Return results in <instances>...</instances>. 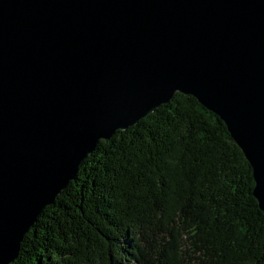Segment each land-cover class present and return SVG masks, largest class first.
<instances>
[{"label":"water","instance_id":"water-1","mask_svg":"<svg viewBox=\"0 0 264 264\" xmlns=\"http://www.w3.org/2000/svg\"><path fill=\"white\" fill-rule=\"evenodd\" d=\"M192 96L264 213V0H0V264L101 140Z\"/></svg>","mask_w":264,"mask_h":264},{"label":"trees","instance_id":"trees-1","mask_svg":"<svg viewBox=\"0 0 264 264\" xmlns=\"http://www.w3.org/2000/svg\"><path fill=\"white\" fill-rule=\"evenodd\" d=\"M252 169L189 95L98 142L12 264H264Z\"/></svg>","mask_w":264,"mask_h":264}]
</instances>
